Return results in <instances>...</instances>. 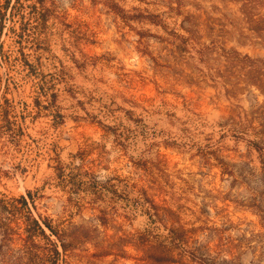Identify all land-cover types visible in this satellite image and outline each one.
<instances>
[{
    "label": "rangeland",
    "instance_id": "1",
    "mask_svg": "<svg viewBox=\"0 0 264 264\" xmlns=\"http://www.w3.org/2000/svg\"><path fill=\"white\" fill-rule=\"evenodd\" d=\"M16 1L0 0L2 220L27 196L40 220L88 236L70 264H166L176 221L203 261L264 264V94L246 57L264 44L243 0H39L47 20L23 40L37 0L13 18ZM10 246L0 264H17Z\"/></svg>",
    "mask_w": 264,
    "mask_h": 264
},
{
    "label": "trees",
    "instance_id": "2",
    "mask_svg": "<svg viewBox=\"0 0 264 264\" xmlns=\"http://www.w3.org/2000/svg\"><path fill=\"white\" fill-rule=\"evenodd\" d=\"M243 6V13L247 17L249 26L248 29L257 37L262 38L264 44V13L260 12L261 9H264V0H243ZM23 7L25 6L21 0L13 3L11 7L13 18L16 14L22 15L20 10ZM6 8L7 5H0L1 27L4 25ZM29 8L28 20L22 24L23 32L17 33V36L22 40L26 29L29 30L43 24L47 20L49 12L44 2L39 0L30 4ZM246 57L248 59L247 67L249 68L248 81L264 94V59ZM261 126L260 133L264 136V121ZM0 127L11 128V122L5 115L4 109L1 110L0 114ZM57 169V176L61 179V182H65L66 177H69L68 181L70 183L78 180L76 175L71 174L68 176L63 166L60 165ZM29 195L31 196V192H29ZM13 202L15 203L8 207L5 206L4 209L14 218H11L10 221H4L0 216V249L5 247L7 252L11 253L14 249L10 245L16 241L21 243V247L18 249L20 256L16 259L17 264H70L72 258L79 256L76 251H88V249H80L89 240L87 235L67 234L65 230L55 226L50 219L40 220L33 214L27 196L14 199ZM140 204L151 220L164 223L165 215L161 212L165 209H162L154 199H151L144 189L140 191ZM177 223L178 221L174 222L172 227L165 224L168 234L159 242L157 247L161 261L166 264H188L189 261L193 264H214V262L203 261L197 256L198 248L193 249V246L189 245L187 237L188 232L192 230L185 229L184 226H176ZM123 242L130 243L132 240H123ZM86 257V255L80 256L82 259Z\"/></svg>",
    "mask_w": 264,
    "mask_h": 264
}]
</instances>
